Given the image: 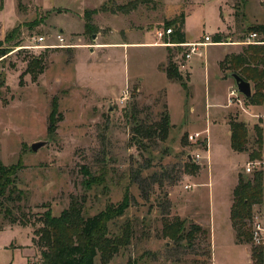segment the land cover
Listing matches in <instances>:
<instances>
[{
  "label": "rangeland",
  "instance_id": "obj_1",
  "mask_svg": "<svg viewBox=\"0 0 264 264\" xmlns=\"http://www.w3.org/2000/svg\"><path fill=\"white\" fill-rule=\"evenodd\" d=\"M263 1L0 0V40L9 33L13 39L9 56L0 60V163L24 167L17 182L26 197L9 205L16 224L0 216V264H41L34 242L39 220L47 210L59 217L72 200H79L86 217L129 202L125 215L109 227L111 236H120L125 224L132 227L131 243L112 255L109 247L99 251L95 264H261L254 241L238 243L224 205L228 199L232 205L240 174L252 176L245 168L258 149L252 124L264 127V90L251 82L258 104L239 94L246 113L238 104L225 117L237 115L249 128L247 152H233L222 121L227 82L219 76L218 61L251 46L241 43L248 27L264 22ZM87 10L97 11L88 32ZM183 14L187 41L206 35L215 41L218 34L223 41L205 48V58H196L202 63L194 73L193 100L163 76L168 49L173 58L179 50L136 44L160 43L155 34ZM57 34L71 47L45 48L58 44ZM41 36L46 38L42 47L31 48ZM120 41L128 45L101 47ZM37 58L39 65L30 66ZM208 63L211 101L205 97ZM222 74L232 79V71ZM53 98L58 101L55 134L48 132ZM163 114L172 125L166 140L157 133L135 134L136 127L153 130ZM198 131L206 144L193 138ZM43 141L40 150L31 149ZM258 159L264 161V153ZM84 168L102 179L89 191ZM254 211L251 229L264 221V206ZM176 219L185 221L184 235L194 225L209 233L172 240L164 228Z\"/></svg>",
  "mask_w": 264,
  "mask_h": 264
},
{
  "label": "trees",
  "instance_id": "obj_2",
  "mask_svg": "<svg viewBox=\"0 0 264 264\" xmlns=\"http://www.w3.org/2000/svg\"><path fill=\"white\" fill-rule=\"evenodd\" d=\"M103 10H107L103 7ZM120 11L128 14L130 10L127 8H119ZM118 10V11H119ZM96 10H87L85 13V29H94L92 15L96 14ZM186 22L185 15H181L168 24L177 26V30L172 34L174 43L183 44L187 42L186 34L183 28ZM167 27V28H168ZM249 32H257L261 41H264V22L261 25L250 26L246 29ZM11 33L0 40V60L8 57L10 47L7 45L12 42ZM214 43H222L221 36H215ZM167 65L164 69L168 80L179 82L184 90H188V84L184 80L178 67L173 62L171 50L168 49ZM41 59H34L30 62V66L39 65ZM222 70L232 71V74L239 75L246 82H253L256 90H264V45L248 46L240 53L228 54L221 62ZM257 91L246 98L248 104H258ZM51 111L49 115L48 132L55 134L57 130V122H54V115L58 109V101L56 98L52 100ZM171 121L169 114H163L161 121L153 130H143L142 127L135 128V134L150 138L157 133L158 137L166 140L170 133ZM231 129L230 144L233 152L244 153L248 150L249 128L245 123L233 118L229 121ZM256 143L258 149L250 154L252 160L261 157L264 153V127L255 126ZM150 136V137H149ZM140 142V141H139ZM140 144H142L140 142ZM259 160V159H258ZM21 165L5 166L0 163V216L11 218V224L17 223L13 218V213L9 205H13L18 201H23L25 197L24 191L18 187V174L23 170ZM194 168V166H193ZM84 185L89 191L94 185H99L102 179L90 173L88 168H84ZM106 174V171H105ZM251 177L240 174L239 182L233 190V203L231 205V223L235 231L236 239L239 244L244 242L250 243L252 238V221L254 218L255 206H264V169L255 171ZM100 177V176H99ZM126 197L128 194L126 193ZM129 202L125 201L117 206L109 204L105 210L86 217L82 204L78 201H71L69 207L62 211L59 217H54L50 210L40 218L41 226L35 230L34 242L41 249V264H95L99 251H105L107 247L111 249L110 254H115L121 247L128 246L131 242L133 229L125 224L124 230L120 236H111L109 224L125 215ZM22 226L26 224L21 223ZM186 228L185 221L176 219L172 223L167 224L164 228V234L175 241L182 240L183 237L193 238L197 233L208 235L207 230H203L200 226H192L187 235H184ZM108 237H112L108 239ZM104 241V243H103ZM254 257L261 264L264 263V248L257 246L253 251Z\"/></svg>",
  "mask_w": 264,
  "mask_h": 264
},
{
  "label": "built area",
  "instance_id": "obj_3",
  "mask_svg": "<svg viewBox=\"0 0 264 264\" xmlns=\"http://www.w3.org/2000/svg\"><path fill=\"white\" fill-rule=\"evenodd\" d=\"M264 3V1H263ZM174 33V30L172 27H168L167 29H163L161 31H158L155 35L159 38L161 41L160 43H157L160 46H163L165 48H175L179 50L178 55L174 56L173 62L178 67V71L181 73L182 76L186 75L189 71L188 63L196 58H205L206 55V49L209 46L215 45V44H222V43H214L213 39L206 35L204 38L200 39L199 41L194 42H184L183 44L174 43L171 40L165 41V38L172 36ZM58 44L57 45H50L45 46V48L49 49H57V48H70L71 46H68L66 44L65 38L62 37L61 34L56 35ZM46 41V38L43 36L38 37L35 42L36 46H31V48H40L41 45ZM243 46L251 45V46H260L264 44V41H261V37L257 32H249L245 36L244 40L241 43ZM42 47V46H41ZM30 48V47H28ZM239 92L236 88H233L230 93V100L229 104L233 105L234 103L243 104V100L240 99ZM193 138H195L198 142L202 144V142L206 141L202 139V133H196L192 135ZM196 159H199V156H196ZM264 169V161H258V160H250L246 164L245 171L247 174L251 175L255 171L263 170ZM252 238L253 241L257 246H261L264 248V221H255L252 229Z\"/></svg>",
  "mask_w": 264,
  "mask_h": 264
},
{
  "label": "crops",
  "instance_id": "obj_4",
  "mask_svg": "<svg viewBox=\"0 0 264 264\" xmlns=\"http://www.w3.org/2000/svg\"><path fill=\"white\" fill-rule=\"evenodd\" d=\"M186 37H187V34H186ZM187 39H188V37H187ZM187 42H194V40H191V41H187ZM136 44H138V45H147V46H152V45H158V44H155V43H152V44H147V43H143V42H141V43H136ZM126 45H128V44H126L125 42H123V41H120V42H104L102 45H101V47H102V49H104V48H112V49H120V48H124V47H126ZM216 45V44H215ZM215 45H212V46H215ZM219 45H222V44H219ZM161 47H163V46H161ZM68 48V47H67ZM97 50V49H96ZM96 50H93L91 53H94ZM223 60V59H222ZM221 59L218 61V63L220 64V62L222 61ZM166 61V60H165ZM199 62H201V61H199V60H192V61H190L189 63H188V66H189V71H188V75H187V77L186 78H188V80H187V84H188V90H189V92H187L186 90H184L185 92H186V94L190 97V99H194V97H193V90L195 91L196 90V84H195V81H194V73H196V70H199L200 69V65H201V63H199ZM209 63L207 64V67H205V70H204V81H205V85H206V87H205V97H206V99L207 100H209V101H211V99H212V94H211V83H210V81H209V78H208V76H209V70H208V68H209ZM221 68V67H220ZM221 71V74H219V76H220V78H222V80L223 81H225V82H227V87H226V90H225V94H224V96H226V99H225V101H226V103H225V105H223L224 107H226L225 109H226V113L223 115V118H222V121H223V123L225 124V127L227 128V132H228V135H229V144H230V136H231V129L229 128V121L231 120V118L229 117V119H225V117L230 113V111H231V109H232V107L233 106H238V103L236 102L235 104H233V105H230L229 104V100H230V96H229V93H230V91L233 89V88H236L237 86H236V81L232 78H226V77H224V75L222 74V70H220ZM163 76L166 78V80H167V82H169L170 81V83H172V85H177V84H179L180 85V87L182 88V86H181V84L180 83H178V82H175V81H171V80H168L167 79V77H166V74H165V72H163ZM184 77V76H183ZM177 83V84H176ZM229 83V84H228ZM178 85V86H179ZM190 86V87H189ZM195 87V88H194ZM240 108L246 113V110L244 109V105L241 103L240 104ZM249 115V114H248ZM250 117V116H249ZM249 117H247V118H249ZM257 118H258V116H256ZM234 118H237L238 119V116L237 115H235V117ZM252 118V117H251ZM257 123L258 122H255V124H254V122H253V124H252V126L255 128V125H257ZM259 126H263V124H259ZM196 133H201V132H196ZM195 133V134H196ZM230 147H231V144H230ZM231 150H232V148H231ZM237 153V152H236ZM224 208H227V216L225 217V220H226V223H231V221L230 222H228V220L230 219V215H231V201H229V199H228V201L226 202V205H224ZM232 224V223H231ZM212 225V224H211ZM213 225H214V227H215V215H213ZM231 228H232V230H233V225L231 226ZM234 233H235V231H233ZM234 236H235V234H234ZM236 246H240V247H244V246H242V245H236Z\"/></svg>",
  "mask_w": 264,
  "mask_h": 264
},
{
  "label": "water",
  "instance_id": "obj_5",
  "mask_svg": "<svg viewBox=\"0 0 264 264\" xmlns=\"http://www.w3.org/2000/svg\"><path fill=\"white\" fill-rule=\"evenodd\" d=\"M232 78L236 81V86H237L238 92L241 95L245 96V98L251 97V94H252L251 83L246 82L237 74H232ZM44 145H46L45 141L36 142V143L32 144L31 149H33V151L37 152L38 150H40V148L44 147Z\"/></svg>",
  "mask_w": 264,
  "mask_h": 264
}]
</instances>
